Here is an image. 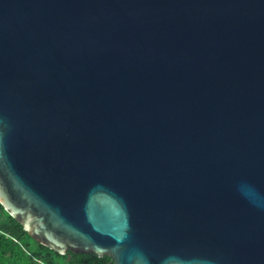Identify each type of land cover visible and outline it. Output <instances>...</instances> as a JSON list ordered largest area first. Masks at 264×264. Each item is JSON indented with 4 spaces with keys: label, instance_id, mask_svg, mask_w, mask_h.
Here are the masks:
<instances>
[{
    "label": "water",
    "instance_id": "1",
    "mask_svg": "<svg viewBox=\"0 0 264 264\" xmlns=\"http://www.w3.org/2000/svg\"><path fill=\"white\" fill-rule=\"evenodd\" d=\"M0 204L113 264H264V0H0Z\"/></svg>",
    "mask_w": 264,
    "mask_h": 264
},
{
    "label": "trees",
    "instance_id": "2",
    "mask_svg": "<svg viewBox=\"0 0 264 264\" xmlns=\"http://www.w3.org/2000/svg\"><path fill=\"white\" fill-rule=\"evenodd\" d=\"M0 264H113L109 256L61 255L34 241L0 204Z\"/></svg>",
    "mask_w": 264,
    "mask_h": 264
}]
</instances>
